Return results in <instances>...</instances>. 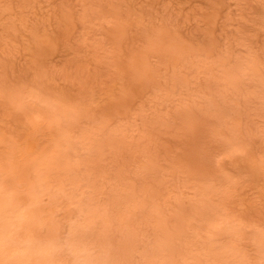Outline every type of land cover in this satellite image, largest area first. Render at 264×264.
Returning <instances> with one entry per match:
<instances>
[{
  "label": "rangeland",
  "instance_id": "obj_1",
  "mask_svg": "<svg viewBox=\"0 0 264 264\" xmlns=\"http://www.w3.org/2000/svg\"><path fill=\"white\" fill-rule=\"evenodd\" d=\"M58 98L78 113L47 128H69L75 174L38 196L56 264L106 255L94 242L124 229L132 264H264V0H0V156ZM76 233L89 247L74 253ZM164 237L179 254L151 262Z\"/></svg>",
  "mask_w": 264,
  "mask_h": 264
},
{
  "label": "bare ground",
  "instance_id": "obj_2",
  "mask_svg": "<svg viewBox=\"0 0 264 264\" xmlns=\"http://www.w3.org/2000/svg\"><path fill=\"white\" fill-rule=\"evenodd\" d=\"M132 55L130 67L134 72L130 75L134 76L141 73L145 61L142 60L141 53L134 52ZM27 94L21 89L10 95L19 107L26 109L24 99ZM35 112L38 114L31 119V130L12 143L11 148L15 153L0 156V264H56L55 259L59 255L57 226L50 211L45 212L40 205L38 196L48 192L55 198L60 186L74 179L75 174L67 160L69 154L59 149L61 145L69 143L66 137L69 128L61 129L56 140L46 137L50 135L47 131L49 122L75 116L78 109L68 99L58 98L56 103L35 109ZM61 136L64 138L60 139ZM23 190L28 192L27 196H19ZM199 216L208 224L214 223V219L210 218L214 215L206 213ZM42 224L47 226L45 233L41 230ZM182 229V223L178 220L177 230ZM129 230L124 229L122 239L111 246H108V238L94 242L96 246L105 248L106 255L92 256L90 253L82 258L74 256L73 264H132L131 252L137 242L135 235L130 234ZM85 239V235L74 234L69 242L72 252L76 253L80 247L88 248L89 244H86ZM176 241L177 237H164L150 255V261L164 258V253L175 258L179 254ZM258 241L264 249V235H260ZM93 248L90 247V250ZM211 250L214 252V248H209ZM44 253L48 255L44 256ZM213 256L210 262L212 264L239 262L225 259L215 252Z\"/></svg>",
  "mask_w": 264,
  "mask_h": 264
}]
</instances>
